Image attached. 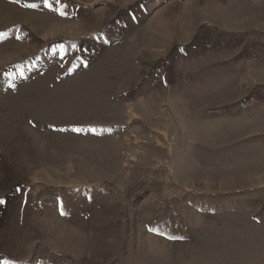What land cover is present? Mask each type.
Here are the masks:
<instances>
[{"label": "rangeland", "instance_id": "rangeland-1", "mask_svg": "<svg viewBox=\"0 0 264 264\" xmlns=\"http://www.w3.org/2000/svg\"><path fill=\"white\" fill-rule=\"evenodd\" d=\"M0 199V264H264V0H0Z\"/></svg>", "mask_w": 264, "mask_h": 264}, {"label": "snow or ice", "instance_id": "snow-or-ice-1", "mask_svg": "<svg viewBox=\"0 0 264 264\" xmlns=\"http://www.w3.org/2000/svg\"><path fill=\"white\" fill-rule=\"evenodd\" d=\"M28 6L29 7H36V5H34V4L33 5H28ZM48 6L51 7L50 4ZM57 11H59V10H57ZM60 14L63 15L64 13L63 12H60ZM4 203H5V201L3 199H0V204H4Z\"/></svg>", "mask_w": 264, "mask_h": 264}]
</instances>
